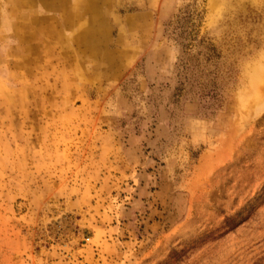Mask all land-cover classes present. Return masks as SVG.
<instances>
[{
  "label": "rangeland",
  "instance_id": "obj_1",
  "mask_svg": "<svg viewBox=\"0 0 264 264\" xmlns=\"http://www.w3.org/2000/svg\"><path fill=\"white\" fill-rule=\"evenodd\" d=\"M260 75L264 0H0V264H264Z\"/></svg>",
  "mask_w": 264,
  "mask_h": 264
},
{
  "label": "bare ground",
  "instance_id": "obj_2",
  "mask_svg": "<svg viewBox=\"0 0 264 264\" xmlns=\"http://www.w3.org/2000/svg\"><path fill=\"white\" fill-rule=\"evenodd\" d=\"M260 77H261V75H260ZM260 77H259V80H257V79L254 80V84H253V85H256V84H257V85L255 86L256 89L259 88V87H258L259 83H260V84H261V83H264L262 77H261V78H260ZM257 82H258V83H257ZM256 89H255V91H256ZM254 98L257 99V95H256V94L254 95Z\"/></svg>",
  "mask_w": 264,
  "mask_h": 264
}]
</instances>
